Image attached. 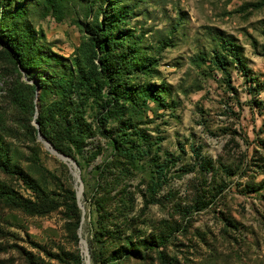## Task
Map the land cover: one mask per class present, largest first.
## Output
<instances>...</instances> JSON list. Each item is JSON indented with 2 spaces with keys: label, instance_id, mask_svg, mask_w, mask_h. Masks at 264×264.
Returning a JSON list of instances; mask_svg holds the SVG:
<instances>
[{
  "label": "rangeland",
  "instance_id": "374dc122",
  "mask_svg": "<svg viewBox=\"0 0 264 264\" xmlns=\"http://www.w3.org/2000/svg\"><path fill=\"white\" fill-rule=\"evenodd\" d=\"M20 4L43 31L38 50L63 58L25 70L0 40V264H85L82 239L89 264H264V0H73L61 19L40 0L8 7ZM120 5L112 59L132 66L92 74L98 91L65 98L83 122L64 137L79 181L38 136L35 110L50 129L60 120L36 74L73 58L100 65L90 29ZM222 36L245 63L228 57L230 79L211 61ZM122 245L135 254L107 253Z\"/></svg>",
  "mask_w": 264,
  "mask_h": 264
},
{
  "label": "trees",
  "instance_id": "16d2710c",
  "mask_svg": "<svg viewBox=\"0 0 264 264\" xmlns=\"http://www.w3.org/2000/svg\"><path fill=\"white\" fill-rule=\"evenodd\" d=\"M16 1L18 0H0V40L4 41L8 53L14 57L16 64L25 70H32L39 66L40 61L43 59H46L50 63L60 62L61 58H63L62 55L50 49H48L47 52L38 50L37 39L39 37H44L43 31L41 29H36L31 24L28 18V6L26 4H20L13 10L9 9L8 6L12 3L15 4ZM72 1L73 0H40V3L43 8V13H52L56 18L61 19L65 8L72 3ZM96 1L97 0H86L89 4L88 8H92ZM104 1H108L109 5L112 1L116 2V0ZM126 11L127 7L125 5L113 6L114 19L107 18V20L105 19L94 24L90 29L93 46L101 50V56L99 57L101 64H94L96 68H91L93 72L89 71L87 68H83L77 59L73 58L72 63L75 66L72 67L65 62L66 71L62 70L58 72L54 67H51L50 70L43 75L42 72L36 74L38 81H35V84L37 88H40L39 97L41 96L42 98L46 92L50 91H54L57 94V97L49 103L47 110L52 112V114H57L61 123H59L56 129L48 128L44 115L46 109L41 108L35 116V120L38 122L37 129H39L44 138L49 140L60 152L70 154L69 145L64 141V137H67L66 135L70 137L71 130H74V128L75 132H78L82 131L83 127V122L76 118L77 115L73 114L71 118H68L69 110L65 111V105L68 103L65 102L67 95H69L72 90L78 89L82 91L91 89V92L92 90L96 92L98 91V84L95 80L92 81V74L105 72L107 73L105 74L106 77H111L110 75L118 71L121 64L125 63V65L132 66V63L128 62V56H120L119 59H112V56L118 48L119 40L117 39L116 32L111 30L110 25H112L114 21L123 18ZM262 33L264 35V28L262 29ZM220 39L221 40L217 42L220 47H214L211 61L216 68L225 73L230 79L231 72L228 67V57L230 56L232 58V61L237 64L241 71L245 69V63L242 58L240 45L236 41H233L230 36H222ZM201 58L204 59L205 57L201 55ZM116 62L118 65L115 68L117 69H113L114 67L111 68V65ZM33 79L36 80V78ZM262 85L263 84L258 82L254 92H259ZM73 125H75V127ZM123 134L124 133L117 134L115 139L123 141L125 139ZM1 195L0 193V196ZM104 227H106L105 230H109L107 229L109 226ZM110 251L112 258L119 257L125 252L132 255L135 254L133 248H128L124 245H122L118 252L112 249L107 253ZM90 252L95 262L102 260L104 252H102L100 248L96 250L92 247Z\"/></svg>",
  "mask_w": 264,
  "mask_h": 264
},
{
  "label": "water",
  "instance_id": "95a60500",
  "mask_svg": "<svg viewBox=\"0 0 264 264\" xmlns=\"http://www.w3.org/2000/svg\"><path fill=\"white\" fill-rule=\"evenodd\" d=\"M37 110L35 111V114L34 116L37 115ZM34 122L36 123L37 127H38V123L37 121L34 119ZM38 136L40 139H42L44 142H45V145L48 146V144L51 146L49 147L51 150H53L54 152H56L61 158L65 159V160H68V163L70 165H73L74 166V170H73V173L75 174L76 176V180H79L80 181V175H79V172H78V167H77V164L76 162L70 158L68 155L66 154H63V153H59L52 145V143L45 139L44 136L42 135V133L40 132V130L38 129ZM81 192H82V184L80 183L78 186H77V189H76V194H77V198H78V202H80V196H81ZM81 204V203H80ZM84 241V244H85V249H84V252L87 254V257L85 258V264H89V259H88V252H87V246H86V241L84 239H82V242Z\"/></svg>",
  "mask_w": 264,
  "mask_h": 264
},
{
  "label": "bare ground",
  "instance_id": "6f19581e",
  "mask_svg": "<svg viewBox=\"0 0 264 264\" xmlns=\"http://www.w3.org/2000/svg\"><path fill=\"white\" fill-rule=\"evenodd\" d=\"M49 147H51L49 144H48Z\"/></svg>",
  "mask_w": 264,
  "mask_h": 264
}]
</instances>
